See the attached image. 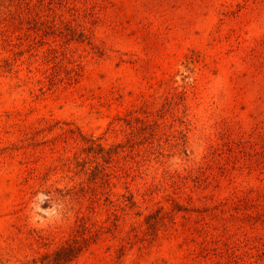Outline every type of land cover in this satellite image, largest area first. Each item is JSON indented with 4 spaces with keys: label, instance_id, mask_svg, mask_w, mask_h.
I'll use <instances>...</instances> for the list:
<instances>
[{
    "label": "rangeland",
    "instance_id": "obj_1",
    "mask_svg": "<svg viewBox=\"0 0 264 264\" xmlns=\"http://www.w3.org/2000/svg\"><path fill=\"white\" fill-rule=\"evenodd\" d=\"M24 1L41 24L0 32V264H264V3Z\"/></svg>",
    "mask_w": 264,
    "mask_h": 264
},
{
    "label": "trees",
    "instance_id": "obj_2",
    "mask_svg": "<svg viewBox=\"0 0 264 264\" xmlns=\"http://www.w3.org/2000/svg\"><path fill=\"white\" fill-rule=\"evenodd\" d=\"M8 2H10L9 3L10 5L9 6L7 5L8 12L5 13V11L3 12L0 10V32H4L5 30H7L8 25L12 23L15 20V18L21 19L22 22L23 20L27 21L30 19H33L35 22V19L33 17L34 16L33 8L28 2L24 0H20V1L8 0ZM252 2H253L252 4H254V7H251L252 5H249V0H245L244 2L238 4V10L234 12V14L233 11L231 12V10L228 11V14L230 13V15L235 20H238L239 18L238 13L242 14V11H247L249 9L254 10L256 6L259 5L260 7V5H263L264 0H253ZM24 14H26V16ZM38 24L41 23L39 21H37V24L36 22L34 23V25H38ZM1 28H4V30ZM230 30L234 33V31H236V28L233 27ZM230 36L232 35H229L228 37ZM236 43L237 44L235 45L234 49H238L239 40H237ZM243 60L249 68L253 69L251 70V75H252L251 81L253 84L256 85V92H257V96L255 98V102L253 105L254 108L257 109V111L259 112L258 108H264V82L259 83L258 80L253 76L255 73L257 76L264 77V37L255 40L253 44H250L246 48L245 54L243 56ZM70 250L73 249H70L68 247L59 248L53 253L52 259L51 261H49V264H64L67 260H69L68 252Z\"/></svg>",
    "mask_w": 264,
    "mask_h": 264
}]
</instances>
